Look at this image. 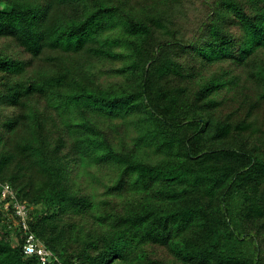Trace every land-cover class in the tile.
Returning <instances> with one entry per match:
<instances>
[{
	"label": "trees",
	"instance_id": "1",
	"mask_svg": "<svg viewBox=\"0 0 264 264\" xmlns=\"http://www.w3.org/2000/svg\"><path fill=\"white\" fill-rule=\"evenodd\" d=\"M29 235L45 264H264V0H0V264H41Z\"/></svg>",
	"mask_w": 264,
	"mask_h": 264
},
{
	"label": "built area",
	"instance_id": "2",
	"mask_svg": "<svg viewBox=\"0 0 264 264\" xmlns=\"http://www.w3.org/2000/svg\"><path fill=\"white\" fill-rule=\"evenodd\" d=\"M9 188L7 185H5L2 189L1 195L3 200L6 198V194L8 192ZM10 193V192H9ZM8 204H5V209H7ZM13 211L15 216L18 218V223H16L20 230H26L27 229V208L24 204L15 203L13 205ZM24 246V252L26 255H32L37 254L40 257L41 264H45L47 262V259L51 256L50 253L44 248L42 243L35 244L33 243V237L29 235V237L26 239Z\"/></svg>",
	"mask_w": 264,
	"mask_h": 264
}]
</instances>
